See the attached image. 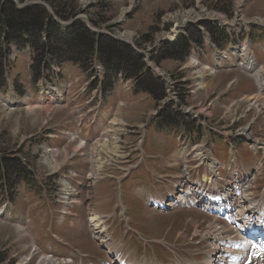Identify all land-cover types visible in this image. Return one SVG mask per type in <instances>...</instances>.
I'll list each match as a JSON object with an SVG mask.
<instances>
[{
  "label": "rangeland",
  "instance_id": "374dc122",
  "mask_svg": "<svg viewBox=\"0 0 264 264\" xmlns=\"http://www.w3.org/2000/svg\"><path fill=\"white\" fill-rule=\"evenodd\" d=\"M11 1L14 2L15 0ZM17 1L19 4H25L27 0H23L22 2L20 0ZM62 1H72L76 4L77 17H86L88 21L91 18L100 20L103 28L99 29V31L105 32L106 37L111 38L109 35L118 36L126 30L131 32L137 31L141 38H136L133 42L134 45L141 47L143 50H146L145 48L148 44L151 43L153 45L155 40L163 38L162 33L166 32L163 31L166 26L163 27V24H167L170 18L176 23H181L182 18L185 20L197 17L198 15L194 13V10L200 5H206L209 10L218 9L222 11L230 22L244 19L246 23L251 21L258 23L260 20H264V0L247 2L241 14L237 13L236 2L239 0H202L200 2L199 0ZM33 2L44 3L48 7L51 6L49 5L50 0H33ZM129 8H131L130 12L122 19L123 13ZM166 13L168 15H165ZM256 17L260 19L254 20ZM58 19L60 18L58 17ZM62 22L66 23L65 26L61 27L63 31H66L68 26L72 23L70 21ZM236 24H238L237 27L240 26L243 30L249 27L254 35L255 42H258L257 44H264V22L263 24L258 23L250 26H246L245 23H240V21L236 22ZM169 27L170 25H167L166 29ZM94 28L95 27H93V29ZM106 28L111 29L108 30ZM107 33H109V35H107ZM129 34L134 36L133 33ZM187 35L192 36L194 39L197 38L196 31L193 28L187 31ZM245 35L246 33H244V36ZM168 36L165 37V39L168 38ZM125 38H127V40L131 39V37L127 35ZM242 39H244V37H242ZM242 39L240 38V41H242ZM181 42L182 41L179 43ZM41 43H44L43 39ZM118 43L126 45V42ZM54 45L60 47V43H54ZM67 45L68 44H64V46H61L63 49L64 47L67 49L63 56L57 54L54 57H49V60L46 61L48 68L51 65L57 68L55 63L58 64V62L63 61L64 56H68V54L73 55L74 60L77 59V56L74 55L79 50H82L80 44L74 47L75 50L68 48ZM171 46L172 45L168 44L163 46L164 48L160 51L156 63L165 70L175 71L182 61L178 60V56H174L176 51L179 50V47L176 49V46ZM2 48H4V50L7 48L5 55L9 62L6 70L9 89L7 92L0 94V204L1 206L8 204L10 210L0 218V263L4 260L5 262L3 264H49L50 260H41V257H44L45 254L50 253L67 256L74 250L89 257L85 261V264H97L98 259H106V254L92 238L88 220L90 215L101 216L100 213H105L106 210L109 211L110 207L112 210L115 209L116 215L109 223V226L111 227V232H114L118 240L125 246L119 251L123 254L124 260L132 261L133 264H141L143 261H147V264H158L159 262L156 261L153 247H148V251L145 252L140 240L130 233L126 235L124 223L121 222L118 215L121 209L118 208L117 190L119 186L117 182L124 176V172L118 170V167L112 166L114 165L113 163L110 166H107L108 164L106 163H108L109 158L112 157L111 155L119 156V148L121 156H127L131 153L129 159L130 166H133L139 161L141 158L140 153H137L136 150L144 134V129L147 130L153 125L157 129V123L160 122V120H152V116L149 117L151 113H156L159 102H155L148 94L146 96L143 93H138L140 90H135L136 84L131 82L128 85L132 90V93H130L132 95L129 98L128 94H125L120 95L119 98H117L118 100L109 99L110 105L105 107L104 111L107 113L106 122L110 124L113 122L112 129L110 126L105 129L106 131L112 130V133L108 134L109 138L102 140L105 142H100L97 147L93 148L94 151H91L92 146L86 149L84 148L85 150H80V140L76 135L71 137V134L75 133V124L74 122L71 123V119H75L76 107L84 104V102L91 97L92 90L94 89V86L91 87L92 89L85 92L83 97L80 99L78 98V92L81 90L83 84L88 83L90 75H94L96 72L100 71L96 70L94 72L95 69L90 70L94 57L89 61L85 56L81 58V61L87 62L85 71L88 69L90 70L88 72L75 66L76 63L69 62V64H65L64 67L60 68L61 71L58 76L48 72L46 73L47 80L44 79L33 83L31 78L32 73L29 68L31 60L34 59V57L32 58L31 55H25L22 50L17 49V47L12 44L5 45ZM171 48H175V50ZM169 49H171V51H168ZM164 51L168 52V54H164ZM174 51L175 53H173ZM38 52L37 57H40L41 52ZM260 52L261 49L256 47V59L260 64L264 65V56L261 55ZM36 53L37 52H35V54ZM35 61L33 65L36 64ZM43 64L44 63L41 65L43 66ZM108 75L109 72H107V74L104 73V78L106 79ZM234 78H241L239 87L231 88L227 91V84ZM69 80L74 81V88L70 95L69 93L65 94V104H55L51 106L39 96L42 86L52 83L53 88H59L61 84ZM97 84L98 83H95V85ZM91 85H94V83ZM177 86V90H182L183 87H185L178 84ZM207 87L209 91L206 96L200 94L197 95L193 101H187L188 104L184 101L182 103L187 106H193L197 103L195 107L198 112L202 113L203 111L208 113V103L217 98L221 92H225L218 107L208 114L213 116V120L216 118L218 119L220 116L228 119L229 123L234 120L235 114L234 112L230 114L231 112L227 111V107L234 102V99L255 92L254 82L250 80L243 69H236L234 71L223 70L208 81ZM125 90L127 91V89ZM74 95L76 96L74 97ZM141 99H145V101ZM131 103L134 104L135 107L138 103L141 105H138L139 107L136 108V110L131 111ZM263 108L264 106H261L260 110L264 113ZM116 111H118L117 114ZM141 113L144 114V116H142L143 119L140 118ZM239 114L240 113H238L237 116H239ZM225 115H227V117ZM237 116L235 118H238ZM165 117H170V121L181 120L183 122L192 123L189 125V129L192 128L193 131L197 132L198 126L191 122L192 120L188 115H178L175 117L171 115V113L166 112ZM147 120L150 121V123L153 122V125L150 124L149 127H146ZM123 121L126 123L142 121L146 126H142V128L121 127L124 124ZM120 124L122 125L119 126ZM63 126H66L67 130L63 129ZM154 126L152 128L153 136L156 135L154 133ZM105 130L104 133L106 132ZM157 140L156 147L153 150L152 145L154 140L150 130H148L144 146L147 154H153V157H156L164 154L166 149L165 154L162 155L164 156L165 163L176 166L177 170L180 169V164L183 165L186 161L182 159V156L176 150L177 143L174 133L165 132L162 136H159ZM98 147H100L99 151ZM49 148L57 149V151L50 153L51 150H48ZM121 152L126 153L121 154ZM91 153V158L97 155L101 159L98 163V165H100L98 168L95 167V160L92 161V159H90L94 164L93 168H95L94 173L91 175L93 180L98 179V173L106 164L103 171L100 173V179H105L102 181L99 180V182H97L98 184L95 183L92 186L86 177L89 173L88 169L90 165L84 162L86 155L88 154L90 156ZM82 154H84V156ZM102 154L106 156H102ZM215 155L221 163L227 161L226 148L221 140H216ZM241 155L245 158V163L250 165L253 158L248 155L246 146L241 149ZM18 158H21L23 162H20ZM149 159L150 157H147L142 167L133 173L132 178L124 184L126 190L124 202L131 209L129 215L134 220V226L139 228L138 230L141 231L143 236L152 239H161L164 233L170 228L171 233L169 234L171 236H169V234L168 236L173 238V236H177V231L184 230H181V228L184 227L187 219H195L198 223L203 220L209 221L208 217L199 211H194L197 215L192 214L188 210H178L167 215H165V213L152 211L145 203L147 197L143 191L142 193H144V195L140 194L141 190L135 191L134 193L136 194L131 191L136 184L142 188H147L149 185L151 187L155 186L154 182H148L147 175L150 179L152 174L153 180L155 181L159 178L157 173H160V175L175 176L172 166L169 165L170 167H168V170L164 172V166L161 165L160 161L155 160H153L154 163L151 164V167H149L147 171ZM14 161L19 162L21 167L25 169L24 173H26L29 178L27 184L22 183V176H18L14 173ZM51 161L54 162L52 163L53 165ZM112 161L113 160L109 162ZM53 166L54 168H52ZM127 166L128 165L122 166V169H126ZM72 167H75L80 172L81 177L72 178L68 175V170ZM104 174L108 176L107 179L103 177ZM72 180L81 181L84 186L82 189H78V205L74 208H67L68 211H70V216L64 217L60 213L65 209L59 202V189H63L65 184L74 186ZM97 185H99V187L104 185V192L110 195V199H108L109 196L107 195L104 201L100 200L99 195L103 190L102 188L95 189ZM71 196L68 198H71ZM19 211L21 212L20 214L18 213ZM18 215H20V218H17ZM27 215H29L28 219ZM96 224H99V227L104 233L99 237L93 228L95 238L97 241L102 239L101 242L104 243L106 241L102 237L107 230L103 228V223L100 222V219H98ZM182 238L183 237H181V239ZM34 243H36V245ZM32 248L40 251V253H33L30 257L32 258L31 262L27 263L26 259L29 257ZM107 248H110L109 251L112 250V253H115L112 244H108ZM155 248L157 258L164 260L163 251L159 247ZM254 253L255 255L259 254L258 251ZM166 257H170V255L166 254ZM121 261H123L122 258ZM164 262L167 263L165 260ZM254 264H264V261H255Z\"/></svg>",
  "mask_w": 264,
  "mask_h": 264
},
{
  "label": "trees",
  "instance_id": "16d2710c",
  "mask_svg": "<svg viewBox=\"0 0 264 264\" xmlns=\"http://www.w3.org/2000/svg\"><path fill=\"white\" fill-rule=\"evenodd\" d=\"M50 5L55 15L62 20L76 16V4L72 1L50 0ZM90 23L96 28L102 27L100 20L95 18H91ZM43 34H47V39L41 43ZM181 41V43L174 45L176 49L179 47V50L176 51L177 54L175 51L173 53L176 54L174 56H178V60L183 61L188 50V42L184 39ZM54 43H60V47H56ZM10 44L35 47L37 52H41L40 57L36 58L37 65L35 64L34 67L36 77L40 72L41 64L48 55L54 57L59 54L63 56L67 49L64 47V50L61 46L68 44V48L75 50L74 47L80 44L82 50L74 55L77 56L76 60H74L73 55L68 54V56H64L63 61L58 62V65L63 66L66 62H74L85 69L87 62L81 61V58L85 56L89 61L96 55L101 64L112 70L114 76L124 72L127 78L138 79L140 81L139 88L150 94L155 100L162 99L164 95L160 83H155L150 76L142 75L143 57L138 55L130 46L119 44L105 36L94 35L80 21L71 27L67 34H61L57 22L44 7L31 6L19 10L9 0H0V90L6 85L2 47ZM171 49L175 50V48ZM163 53L168 54L165 51ZM13 169L15 174H24V168L17 161H14Z\"/></svg>",
  "mask_w": 264,
  "mask_h": 264
},
{
  "label": "bare ground",
  "instance_id": "6f19581e",
  "mask_svg": "<svg viewBox=\"0 0 264 264\" xmlns=\"http://www.w3.org/2000/svg\"><path fill=\"white\" fill-rule=\"evenodd\" d=\"M130 10H131V8H129V9H127L126 11H125V13H123V16H122V19L125 17V15L128 13V12H130ZM201 17H202V15H198L197 17H193V18H188V19H185V20H183V18L181 19V24H186V23H188V22H194V23H196V22H199V21H201L202 19H201ZM128 36H132V34H130V35H128ZM168 38L169 39H171V41H174L175 40V38H174V36H168ZM126 40H127V38H126ZM257 75H261V73H260V71H257ZM179 85V84H178ZM184 86V85H183ZM178 87V86H177ZM184 88V87H183ZM206 88H208L207 87V85H205V89ZM209 89V88H208ZM175 96H176V93H175ZM186 103V102H185ZM186 104H188V102L186 103ZM190 106V105H189ZM264 109V108H263ZM48 111V110H47ZM46 112V111H45ZM233 112L234 111H232L230 114H233ZM49 113V112H48ZM226 117H227V115H226ZM189 118V117H188ZM190 119V118H189ZM36 122V121H35ZM122 124H120L119 126H121ZM112 133V130H111V132H110V134ZM107 138H109V136H107ZM102 143H104L105 141H101ZM100 150V147H98V151ZM96 152V151H95ZM119 155V154H118ZM113 156H115V157H119V156H117V155H113ZM92 159V161H94V164H95V167L96 168H98V167H100V165H98V163L101 161V159H100V157H98L97 155L96 156H94V157H92L91 158ZM52 160V159H51ZM56 160V159H55ZM109 160L111 161L112 159H111V157L109 158ZM49 162V161H48ZM52 163H54V162H52L51 161V164ZM53 165V164H52ZM50 166V165H49ZM52 168H54V166L52 167ZM95 169V168H94ZM67 186V185H66ZM67 192H68V197L69 196H71V191L69 190V188L67 187ZM98 217H93L91 220H92V223L94 224V226H95V228H94V230H96L95 231V233L97 234V236H101L103 233H104V231L99 227V224H96V222L98 221ZM107 232V231H106ZM94 233V232H93ZM105 235H104V240H105ZM94 239L95 240H97L96 238H95V235H94ZM110 249V248H109ZM110 252L112 253L113 251L112 250H110ZM118 260H121V258H120V256H118ZM56 262L55 261H53V260H50V262H49V264H55Z\"/></svg>",
  "mask_w": 264,
  "mask_h": 264
}]
</instances>
